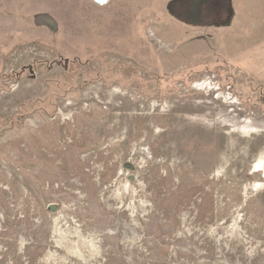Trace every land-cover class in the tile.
I'll return each mask as SVG.
<instances>
[{"label": "rangeland", "instance_id": "1", "mask_svg": "<svg viewBox=\"0 0 264 264\" xmlns=\"http://www.w3.org/2000/svg\"><path fill=\"white\" fill-rule=\"evenodd\" d=\"M0 264H264V0H0Z\"/></svg>", "mask_w": 264, "mask_h": 264}, {"label": "water", "instance_id": "2", "mask_svg": "<svg viewBox=\"0 0 264 264\" xmlns=\"http://www.w3.org/2000/svg\"><path fill=\"white\" fill-rule=\"evenodd\" d=\"M96 1H100V0H96ZM101 1L106 2V1H108V0H101Z\"/></svg>", "mask_w": 264, "mask_h": 264}, {"label": "bare ground", "instance_id": "3", "mask_svg": "<svg viewBox=\"0 0 264 264\" xmlns=\"http://www.w3.org/2000/svg\"><path fill=\"white\" fill-rule=\"evenodd\" d=\"M257 167H258V166H257ZM254 170L256 171L257 169H254ZM257 171H258V170H257ZM257 171H256V172H257Z\"/></svg>", "mask_w": 264, "mask_h": 264}]
</instances>
